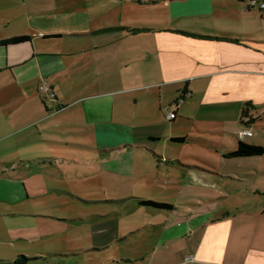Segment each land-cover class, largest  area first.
Returning <instances> with one entry per match:
<instances>
[{
	"label": "crops",
	"instance_id": "crops-1",
	"mask_svg": "<svg viewBox=\"0 0 264 264\" xmlns=\"http://www.w3.org/2000/svg\"><path fill=\"white\" fill-rule=\"evenodd\" d=\"M249 1L0 0V42L30 37L0 45V180L27 184L34 174L44 176L43 166L61 158L57 151L82 146L92 133L101 145L137 151L144 148L134 138L158 142L167 139L159 133L163 127L185 122L187 133L170 140L181 146L182 161L192 162L186 150L202 142L204 161L226 171L235 163L237 174L230 178L239 185L253 178L255 189H248L250 201L238 195L235 207H220L211 196L206 201L213 207L197 211L192 205L169 221L163 240H176L183 252L171 264H264V168L243 160L264 156L227 157L241 141L238 130L252 129L242 140L251 144L260 145L264 135V10ZM155 8L161 13L147 15ZM108 12L146 21L118 26L132 31L93 33L94 20ZM79 19L85 22L81 33L47 29ZM16 25L21 28L14 30ZM148 72L159 76L150 79ZM43 80L55 100L39 92ZM182 90L191 91L192 100L179 105ZM189 103L192 113L186 116ZM156 104L160 114L153 115ZM166 106L176 112L174 119H168L170 112L163 116Z\"/></svg>",
	"mask_w": 264,
	"mask_h": 264
},
{
	"label": "rangeland",
	"instance_id": "rangeland-1",
	"mask_svg": "<svg viewBox=\"0 0 264 264\" xmlns=\"http://www.w3.org/2000/svg\"><path fill=\"white\" fill-rule=\"evenodd\" d=\"M151 11L147 15L161 13L157 8ZM69 17L67 14L59 19ZM76 21L72 25L66 23L47 29L62 33L83 32L85 22ZM137 21L140 20L132 16L108 12L99 15L91 29L93 33L103 34ZM143 21L146 20L140 22ZM20 28L21 25H16L14 30ZM205 36L219 38L215 34ZM155 76H159V72H148L146 77ZM166 89L168 86L162 90ZM191 96V91L182 90L176 103L180 105L185 98L192 100ZM164 101L173 103L175 100L164 97ZM191 107L189 103L183 114L190 115ZM157 108V104L153 105V115L160 114ZM163 110L164 117L174 112L169 106ZM152 124L146 127L153 129ZM186 129L185 122L167 125L159 131L167 139L154 143L147 137L134 138L144 148L137 151L118 150L122 147L118 144L101 145L92 133L83 137L82 146L68 145L57 151L61 158L43 166L44 176L34 174L27 184L0 180V261H15L26 256L29 259L26 264H61L65 259L66 262L79 260L81 264H171L183 252L176 246V240H163L169 221L193 210L192 205L199 207L197 211L213 207L206 201L211 196L217 198L216 204L220 207H235L231 203H238V195L243 202L250 201L253 196L248 189H255L251 188L255 187L253 178L240 185L231 179L237 174L235 163L226 171V167L218 168L204 161L206 154L202 142L186 150L191 151L192 162L182 161L179 158L183 154L181 146L170 140L185 135ZM258 142L264 147V135ZM243 160L257 161L264 168V157ZM242 168L250 169L248 166ZM30 171H36L35 166ZM141 198L170 204L173 208L141 205ZM181 244L186 250V239Z\"/></svg>",
	"mask_w": 264,
	"mask_h": 264
},
{
	"label": "trees",
	"instance_id": "trees-1",
	"mask_svg": "<svg viewBox=\"0 0 264 264\" xmlns=\"http://www.w3.org/2000/svg\"><path fill=\"white\" fill-rule=\"evenodd\" d=\"M119 29H126L129 31H132L133 29L125 28V27H119ZM29 36H17L13 37L8 40H4L0 42V45H7V44H20L27 40H29ZM250 104L246 105V108L244 110L245 115H247L249 111ZM252 156H264V147L262 145L257 144H251L247 143L245 141H240L238 147L227 154V157L230 158H239V157H252ZM143 205L151 206L155 208H165V209H172L173 206L166 203H159L151 200H141L140 202ZM29 261V259L26 256H20L18 259L14 262V264H26Z\"/></svg>",
	"mask_w": 264,
	"mask_h": 264
},
{
	"label": "built area",
	"instance_id": "built-area-1",
	"mask_svg": "<svg viewBox=\"0 0 264 264\" xmlns=\"http://www.w3.org/2000/svg\"><path fill=\"white\" fill-rule=\"evenodd\" d=\"M249 4L252 8H258L260 10H264V1H260V0H250ZM38 90L40 93L43 94L45 100H55L56 99V94L54 93L53 88L48 84L47 81L43 80L42 82H40L39 86H38ZM176 117V113L175 112H170L168 115V119H173ZM239 138L240 139H244L247 136H252L253 135V131L252 129H244L241 130L239 132Z\"/></svg>",
	"mask_w": 264,
	"mask_h": 264
}]
</instances>
